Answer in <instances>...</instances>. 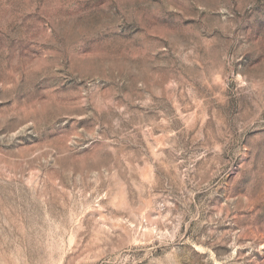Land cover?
Returning a JSON list of instances; mask_svg holds the SVG:
<instances>
[{
  "label": "rangeland",
  "instance_id": "obj_1",
  "mask_svg": "<svg viewBox=\"0 0 264 264\" xmlns=\"http://www.w3.org/2000/svg\"><path fill=\"white\" fill-rule=\"evenodd\" d=\"M0 264H264V0H0Z\"/></svg>",
  "mask_w": 264,
  "mask_h": 264
}]
</instances>
